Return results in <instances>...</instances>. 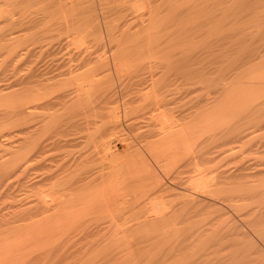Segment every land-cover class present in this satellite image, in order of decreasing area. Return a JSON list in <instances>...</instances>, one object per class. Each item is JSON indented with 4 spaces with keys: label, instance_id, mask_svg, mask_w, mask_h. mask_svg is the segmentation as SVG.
Returning <instances> with one entry per match:
<instances>
[{
    "label": "rangeland",
    "instance_id": "1",
    "mask_svg": "<svg viewBox=\"0 0 264 264\" xmlns=\"http://www.w3.org/2000/svg\"><path fill=\"white\" fill-rule=\"evenodd\" d=\"M84 56L92 63L83 71L99 63L102 73L113 74L109 86L124 92L123 103L135 97L147 104L153 97L142 95L159 90L166 125L178 124L186 143L161 167L136 136L153 126L144 120L132 130L138 111L126 117L121 108V122L134 141L131 150L137 146L146 164L155 165L144 172L148 187L145 192L132 187L123 211L103 207L69 222V231L46 238L28 230L17 212L19 75L36 61L61 62L64 69ZM0 72V264H264V0H0ZM133 77L146 81L141 94ZM113 146L123 152L117 138ZM154 175L168 194L179 192L181 200L197 203L176 220L177 228L165 231V222L141 219L149 211L148 195L159 188ZM199 176L206 178L203 186L191 183Z\"/></svg>",
    "mask_w": 264,
    "mask_h": 264
},
{
    "label": "bare ground",
    "instance_id": "2",
    "mask_svg": "<svg viewBox=\"0 0 264 264\" xmlns=\"http://www.w3.org/2000/svg\"><path fill=\"white\" fill-rule=\"evenodd\" d=\"M32 46L34 45L32 44ZM14 49L17 50L16 48ZM90 49L91 48H89L88 50L90 51ZM135 53H138V51L136 52L135 50ZM91 56L90 58H92ZM90 58L85 57L80 61H78L77 64L74 63V65H70V66L67 65L68 66L67 68L64 67V69L66 68L65 70L62 68L64 65L60 64L61 62L59 64L58 62H56V64H54L55 62L45 63L47 61L45 62L36 61L35 63L31 62L34 63L35 66L33 68L31 67V69L29 70L23 69L25 72H23L22 75L18 74L20 77L17 76L19 77L18 80L19 93L17 94H20L19 111L22 119V125H21L22 128L21 130L19 129L21 135L20 137L21 147L19 146V149H21L22 154H20V156L22 158L20 159V163L18 164L20 165L19 173L21 179L20 178L19 179L21 180V192H20L21 195L18 203L19 211L17 212H18L19 221H21L23 225L28 226L29 227L28 230H30L33 234L45 236L46 238L48 236L69 231L70 227L67 226V224H70L69 222L73 221L75 218L80 217L81 219L82 216L84 217L86 214L96 213L99 210L100 211L98 213H100L103 207H107V208L111 207V209L118 212L120 210L123 211L124 210L123 208L128 203V201L126 200L127 194L132 189V187H136L137 191L139 189H142L144 192L146 190L144 188L148 187L145 186L146 184L145 182H147L148 180L147 181L145 180L146 176L144 172L145 169L148 168L149 170L150 166L155 167V165L150 164L149 166L146 164L148 163V160L147 161L145 160L147 159L145 158L146 155L144 156L142 153H140V151H138L139 149L138 150L136 149L137 146L134 147V150H131L134 141L132 140L133 143L129 141L131 136H127L126 133L127 131H125V127H123V124L121 122V108H123L125 116L126 115L129 116V114H131L132 111L135 113H137L135 110L138 111V113L135 115L136 116L135 120H133V122L130 125V127H133L132 130H136L137 128H139L140 121H144V120L149 121L148 126L151 125L153 126L152 128H149V130L147 129L146 132H141V133L138 132L136 136L138 137L139 141L143 143V145L148 150V152L154 156V159L156 160L153 159V161H157L158 163H160L161 167L169 166L170 163L172 162V158H170L168 154L170 153L176 155V151L178 150L177 153L179 152L180 149L179 147L180 146L184 147L182 145L183 143L184 144L186 143L184 142L186 141L185 139L186 134L184 135L182 133L181 128L180 129L178 128L179 125L177 123L176 124L178 126L175 125V127L177 126V128H175L174 125L172 124L173 120L170 121L171 125H166V121H165L166 119H164L166 114L165 113L161 114L162 111L161 107L164 104V100L162 97H160L161 93H159V90H157L154 93V96L153 95L149 96L147 92H146L147 93L146 96L145 94L142 95L143 98L153 97L154 99V100L151 99V101H149L150 99L149 100L146 99L148 102H150V103L147 102V104L145 103L148 106V110L145 109L147 108V106L143 103L144 101H142L143 100L142 98H141L142 100L139 98L143 103V105L142 103H140L142 106L141 105L136 106V104L134 105V103L140 102V100L138 101L135 99V97H129V96H127L129 98L124 99L125 101L123 103L120 101V99L122 98L123 100V98L125 97L124 92L123 91L120 92L121 94L119 92L117 93V90L111 86L114 78H112V76L110 75L113 74L102 73L100 71L101 66L99 65V63L98 65L94 66L93 69L89 70L87 67L88 70L86 71L82 70L84 67L89 66V64L92 63L91 62L92 60ZM125 58L127 59L128 57ZM135 58L137 59V56ZM70 59H72V56H70ZM53 60L55 61L56 59ZM64 60H62V62ZM56 61H58V59ZM59 61L61 60L59 59ZM130 61L131 59L126 63L132 64ZM68 62H70V60ZM23 63L25 64V60ZM4 64L6 65L7 63ZM24 67H26V64L25 66H22V68ZM28 67L29 66H27V68ZM132 67H135V65L131 66V68ZM106 72L108 73V70ZM74 73L76 74L73 75ZM64 75L70 76L69 78H67L68 80H64L63 78H61ZM151 75L153 76V73H151ZM124 76L125 75H123L122 78ZM144 82L146 81L144 80L141 81L140 79L133 82L137 92L141 91L140 86ZM153 82L155 83V80ZM110 83L111 85L109 86ZM104 85H106L107 87ZM141 88L143 90L142 86ZM177 90L178 89H176V91ZM172 92H173V87H172ZM119 102L123 103V107H121ZM139 106L142 107V109L147 112L145 113L143 110L140 111L141 108L140 110H138ZM159 110L160 112H158ZM104 111H106V113ZM162 112H164V110ZM170 115L173 116L172 114L168 113V116ZM167 118L172 119L169 117ZM177 120L176 122L179 121ZM155 126L156 128H154ZM102 127L105 128L103 131H102ZM116 138L122 142L123 152H120L118 150L117 151L113 150L114 149L113 143L116 140ZM30 143L31 145H33V147L28 146V144L30 145ZM159 143L164 144V146L158 147V145H160ZM151 158L149 160H151ZM206 160L208 161V159ZM162 169L164 170V168ZM153 173L154 171H152V173L150 172V174ZM176 177H178V175ZM151 178H153V176ZM154 179H155L154 183L159 188L156 189L157 191H155V193H153L152 195L151 194L148 195V197L150 196V200L148 203L149 211L145 216H143V218H141V216L139 215L140 216L139 218L144 219L143 223H151L155 225L156 223L161 221L165 222L163 227H167V229H165V231H167L177 226V224H175L176 220H179L182 215L184 218L185 215L190 214V212L192 211L191 209L193 208V206H196L195 204L197 203L195 202V199H192L190 197L185 200H181L182 195L179 196L178 194L179 192L176 193L174 190H173L175 192L174 194H168L169 190L162 187V185L160 184L162 178L161 181L159 178H157V176ZM204 179H206L204 178V176H199L195 178V182L191 181L192 179L189 181H191L192 184L195 183L196 186H203ZM192 188H194V186ZM179 190L181 191L182 189ZM145 205H147V203ZM126 208H128V206ZM127 213H130V211L129 212L127 211ZM124 216L126 217V215ZM131 220L132 219H130V221ZM137 220L138 222L140 221L139 219ZM137 220L135 222H137ZM127 223L128 222L126 221V224ZM70 225H72V222ZM134 225L136 224H133V226ZM95 226L97 227V225ZM179 228L180 227H178V229ZM182 228L185 227L182 226ZM89 231L87 233H89ZM178 231L176 232L178 233ZM97 232L99 231L97 230Z\"/></svg>",
    "mask_w": 264,
    "mask_h": 264
}]
</instances>
